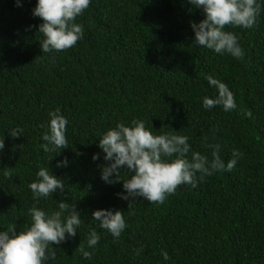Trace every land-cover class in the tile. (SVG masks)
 I'll return each instance as SVG.
<instances>
[{"label": "trees", "instance_id": "16d2710c", "mask_svg": "<svg viewBox=\"0 0 264 264\" xmlns=\"http://www.w3.org/2000/svg\"><path fill=\"white\" fill-rule=\"evenodd\" d=\"M19 3L0 0V231L30 226L34 204L51 214L64 201L76 205L82 223L76 236L53 245L56 258L47 264H264V0L252 28L224 29L237 35L243 60L193 43L190 22L204 13L189 0H90L75 21L83 37L50 53L41 51L37 0ZM208 75L233 92L235 111L203 107L204 96L218 95ZM57 108L68 121V148L59 154L40 147ZM133 119L154 135L187 136L188 159L199 152L211 160L206 145L216 144L225 164L233 149L241 155L231 171L202 181L197 174L195 188L182 185L163 204L137 197L129 209L117 195H126L123 182L101 179L107 162L98 144L109 128ZM17 127L23 132L13 138L8 131ZM64 158L67 166L57 167ZM41 167L65 188L34 200L28 185ZM123 171L120 179L130 178ZM100 209L124 212L118 239L92 219ZM92 228L100 240L88 248ZM80 243L91 259L76 251Z\"/></svg>", "mask_w": 264, "mask_h": 264}, {"label": "clouds", "instance_id": "9594fccd", "mask_svg": "<svg viewBox=\"0 0 264 264\" xmlns=\"http://www.w3.org/2000/svg\"><path fill=\"white\" fill-rule=\"evenodd\" d=\"M196 8H203L204 19L199 23L190 22L195 34L193 43L205 47L218 54H229L243 60L245 52L238 42L236 34L225 31L226 26L250 29L256 24L260 13L257 0H189ZM90 0H37L32 10L34 17L43 22L38 26V32L43 34L40 40L41 51H64L72 48L84 35L82 24L76 23V18L89 7ZM17 6H20L17 0ZM30 28L33 26H29ZM209 85L218 91L216 98L203 97V107L211 109L222 106L225 112L235 111L237 104L229 87L211 75L206 77ZM243 115L251 116L250 112L240 110ZM48 130L42 136L47 143L40 147L44 152L68 148L67 119L59 108L49 112ZM43 127V125H41ZM22 128L8 131L13 138L21 136ZM206 140L207 137H204ZM51 145V147H49ZM213 149L212 159L199 152H192L188 159L190 145L188 137L172 133L154 135L142 120L133 119L130 126L118 122L114 128H109L99 138L98 147L102 149L104 160L101 167V179L108 184L123 182L125 194L118 193L122 199L129 201V209L135 198L142 197L150 203L163 204L168 195L176 192L182 185L197 186V174L202 181L217 171H231L237 157L241 155L233 149L227 164L219 155L220 145H206ZM21 148V145H19ZM4 141L0 139V149ZM99 153L92 159L97 160ZM68 160L58 162L57 167L67 166ZM131 173L130 178L121 180V170ZM10 176V173H6ZM28 187L33 199L39 200L62 193L65 183L62 179L50 174L47 167H41L36 173V179ZM57 211L51 214L36 207L29 209L30 226L26 224L23 230L17 232L13 226L0 231V264H47L55 260L53 245H60L69 237L77 234V228L82 221L81 214L75 204L61 201ZM92 219L99 222L101 229L107 230L114 238H119L127 227L124 212L120 210L100 209L92 212ZM100 240L95 228L90 229L87 247L94 248ZM58 248V247H57ZM76 251L85 259H91L93 253L87 251L84 243H80ZM168 259L167 253H163Z\"/></svg>", "mask_w": 264, "mask_h": 264}]
</instances>
